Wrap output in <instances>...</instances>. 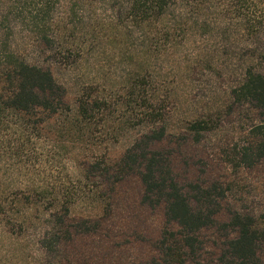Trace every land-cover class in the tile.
Returning a JSON list of instances; mask_svg holds the SVG:
<instances>
[{
	"label": "trees",
	"instance_id": "16d2710c",
	"mask_svg": "<svg viewBox=\"0 0 264 264\" xmlns=\"http://www.w3.org/2000/svg\"><path fill=\"white\" fill-rule=\"evenodd\" d=\"M125 1L154 12L166 28L188 23L248 57L224 104L249 120L228 161L264 163V0ZM56 2L0 0V123L14 114L44 123L63 116L75 136L77 193L50 213L37 264H264V210L229 205V188L210 174L207 163L215 161L208 154L192 156L183 170L177 153L163 148L171 136L179 145L199 144L214 133L208 119L194 117L178 133L160 124L101 157L95 139L103 99L83 91L69 104L44 59ZM17 29L27 33L26 47L12 43ZM126 181L137 186L133 197L120 190ZM146 209L154 218L142 217ZM127 247L138 250L130 261L120 256ZM0 264L8 258L0 255Z\"/></svg>",
	"mask_w": 264,
	"mask_h": 264
},
{
	"label": "rangeland",
	"instance_id": "374dc122",
	"mask_svg": "<svg viewBox=\"0 0 264 264\" xmlns=\"http://www.w3.org/2000/svg\"><path fill=\"white\" fill-rule=\"evenodd\" d=\"M143 11L128 8L125 0L56 2L49 31L54 40L44 59L65 88V100L71 104L83 91L103 99L95 139L101 157L160 124L178 133L194 117L208 119L214 133L199 144L179 145L171 136L163 148L177 153L183 170L192 156L208 154L215 161L207 163L210 174L229 188V205L260 213L264 163L234 166L227 154L249 122L224 105L248 57L225 50L222 38L206 36L199 27L166 28V20ZM26 39L17 29L12 43L26 47ZM74 142L63 116L44 123L14 114L0 123V255L9 264H37L38 239L50 227V213L75 197ZM120 190L133 197L137 186L126 181ZM154 213L146 209L142 217ZM137 251L127 247L120 256L130 261Z\"/></svg>",
	"mask_w": 264,
	"mask_h": 264
}]
</instances>
